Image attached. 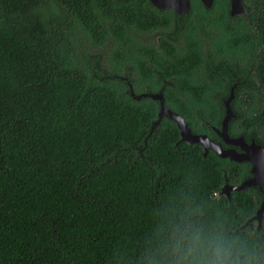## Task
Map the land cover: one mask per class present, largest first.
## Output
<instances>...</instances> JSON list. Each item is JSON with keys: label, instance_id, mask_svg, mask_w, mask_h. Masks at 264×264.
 <instances>
[{"label": "trees", "instance_id": "trees-1", "mask_svg": "<svg viewBox=\"0 0 264 264\" xmlns=\"http://www.w3.org/2000/svg\"><path fill=\"white\" fill-rule=\"evenodd\" d=\"M188 2L176 46L161 36L170 9L149 0H0V264H136L185 203L257 227L255 187L217 194L248 163L178 141L167 117L150 128L158 101L136 97L160 91L216 141L227 89L213 84L236 78L247 85L233 89L227 131L260 139L264 0L234 15L229 0Z\"/></svg>", "mask_w": 264, "mask_h": 264}, {"label": "clouds", "instance_id": "clouds-1", "mask_svg": "<svg viewBox=\"0 0 264 264\" xmlns=\"http://www.w3.org/2000/svg\"><path fill=\"white\" fill-rule=\"evenodd\" d=\"M136 264H264V223L253 228L223 215L209 219L185 203L157 220Z\"/></svg>", "mask_w": 264, "mask_h": 264}, {"label": "water", "instance_id": "water-1", "mask_svg": "<svg viewBox=\"0 0 264 264\" xmlns=\"http://www.w3.org/2000/svg\"><path fill=\"white\" fill-rule=\"evenodd\" d=\"M149 2L156 8H169L173 10H177L180 13L187 11L189 2L188 0H149ZM200 2L208 7L212 0H200ZM229 7L230 12H242L245 8L242 6L241 0H229ZM140 96H149L152 99H156L158 101V110L156 112V118L151 121L150 128H153L160 120L161 117H167L168 119L172 120L177 129L179 134L178 141H184L185 143H196L199 144L203 149V154L207 150H211L214 154L219 157H226L230 160L234 161H248L251 164L250 172L251 176L249 179L242 181L239 185L234 187H228V189L238 190L244 189L245 186L252 185L256 189L257 184L264 185V160L258 158L257 154V147L258 145L256 142L250 138L249 141L246 143L243 137H230L226 133V124L231 116L230 105L229 101L231 98V93L225 98L224 101V115L221 119V139L223 140L225 146H222L221 143L217 141H213L208 139L204 134H196L192 133L181 116L177 113L172 112L168 109L163 103V97L161 92L155 93H141L136 97ZM235 145L239 146V150H235ZM228 189H226V185H222V187L218 190V195H227ZM264 193V192H263ZM264 208V199L261 201L260 206L255 211V214L252 216V219H255L259 222L260 212Z\"/></svg>", "mask_w": 264, "mask_h": 264}, {"label": "flooded vegetation", "instance_id": "flooded-vegetation-1", "mask_svg": "<svg viewBox=\"0 0 264 264\" xmlns=\"http://www.w3.org/2000/svg\"><path fill=\"white\" fill-rule=\"evenodd\" d=\"M241 3H242V6L244 7L242 0H241ZM170 11H171L170 12V26L167 29H164V31H163V33H162L161 36L164 39H166L167 41H169L170 43H172V44H174L176 46H179V44L182 42V37H183L182 34H181V31L183 29V26L185 24H187V22H188V18L185 17V16L189 12V6H188L187 11L182 12V13H180L177 10H173V9H170ZM227 12H228L229 15H234V14H242V13L245 12V10L242 11V12H238V13L237 12L231 13L230 12L229 4H227ZM170 28H171V30L173 29L171 32H169V29ZM166 57L169 59L168 56H166ZM225 70H221V68L219 66H215L214 69L212 70V72L213 73H220V72H224L225 71L226 74L233 75V72L231 71V69L227 68ZM163 81H164V84L170 85L171 88L174 87V84H172L168 80L167 81L163 80ZM213 85L221 86V88L227 89L226 94H230L231 93V95H232L231 98H230V102H231L232 99H233V97H234V94H235L234 93V90L237 88V86H239V85L240 86H244V85H247V84L244 83L243 81H239V80H237L235 78L234 81H226L225 83H222V84H213ZM239 95L240 94H238V96ZM224 96L223 97H219V100H221V107H220L221 108L220 109V112L221 113H220V119H219L218 125L217 126H210L211 127V131L213 132V134L217 138L216 141L219 142V143H221L222 146L227 145V144H224L223 140L221 139V128H220L221 127V119H222V117L224 115V106H223L224 105V101H225V99L223 100ZM226 96H228V95H226ZM222 100H223V102H222ZM230 111H231L232 115L229 117V120L232 119V118H234L235 116H237V113L235 111L233 112L232 109H230ZM260 132H261L260 133L261 135H259L260 136V139L256 142V144L258 145V147H257V151H258L257 156H258V158L264 160V153H262V150H264V124L261 126V131ZM226 133L230 137H238V136H241L242 137V135H240V134L229 135V133L227 131V124H226ZM250 134L251 133H249L248 136H250ZM244 141L246 143L248 142V140H244ZM234 148L237 151L239 150V146L238 145H235ZM235 162H238V163H240V162H246V163H248V168H247L248 174L245 177H243L241 180H239V182L236 183V184H227V183L224 184V185H226V189H228V187H234V186L239 185L242 181H244L246 179H249L250 176H251V172H250L251 164L248 161H235ZM263 171H264V166H263ZM249 186H252V185H248V186H245V187L246 188H251ZM252 187H254V186H252ZM257 187H258L257 188V190H258L257 191L258 192V194H257L258 195V205H257L256 210L260 206L261 201L264 199V193H263L264 192V185H263V183L262 184H257ZM231 190H233V189H228L227 190L228 191V194L227 195H224V196H226V197L229 196V192ZM263 211H264V208L260 212L259 222L261 221L262 212ZM256 223H258L257 220H256Z\"/></svg>", "mask_w": 264, "mask_h": 264}, {"label": "rangeland", "instance_id": "rangeland-1", "mask_svg": "<svg viewBox=\"0 0 264 264\" xmlns=\"http://www.w3.org/2000/svg\"><path fill=\"white\" fill-rule=\"evenodd\" d=\"M173 30V29H172ZM171 28L169 29V32L172 31ZM152 39L156 38L158 36V32H153L149 35Z\"/></svg>", "mask_w": 264, "mask_h": 264}]
</instances>
